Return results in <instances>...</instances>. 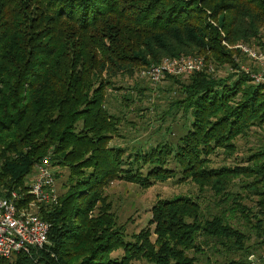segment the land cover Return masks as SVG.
Segmentation results:
<instances>
[{
    "label": "trees",
    "instance_id": "1",
    "mask_svg": "<svg viewBox=\"0 0 264 264\" xmlns=\"http://www.w3.org/2000/svg\"><path fill=\"white\" fill-rule=\"evenodd\" d=\"M263 30L264 0H0V194L29 203L44 157L67 170L57 203L39 207L47 243L0 264H264V84L242 72L250 60L232 47L258 43ZM183 55L214 70L164 77L180 89L178 139L129 152L113 144L121 119L109 91ZM252 136L259 142L237 156ZM219 153L234 165L215 162ZM175 177L194 184V197L158 198L126 239L106 189Z\"/></svg>",
    "mask_w": 264,
    "mask_h": 264
},
{
    "label": "rangeland",
    "instance_id": "2",
    "mask_svg": "<svg viewBox=\"0 0 264 264\" xmlns=\"http://www.w3.org/2000/svg\"><path fill=\"white\" fill-rule=\"evenodd\" d=\"M252 62H246L244 66H252ZM227 70L218 69L215 75L224 76ZM174 79L185 81L188 75L173 76ZM115 85L118 90L109 91L108 102H110V112L120 116L121 125L118 133L122 137H115L113 144L128 148L129 152L132 146L146 145L149 140L153 144L155 141L166 138L171 142H175L183 132L185 118L182 110L178 105L172 108L174 97L180 94V89L176 87V83L163 79L154 83L146 76L140 73L133 78H122ZM119 94H127L128 107L121 104V96ZM142 108L141 111H137ZM188 117V116H187ZM251 142V143H250ZM259 142L257 137H253L247 142L240 140L237 143L239 150L237 156H240L246 147L253 146ZM149 143V142H148ZM243 151V152H241ZM213 160L218 164L227 163L234 165L231 159L219 153ZM172 165V163H170ZM60 175L57 177L58 191L62 192L61 184L66 180L67 170L56 169ZM196 187L191 182H179L178 178L168 180L154 181L153 185L142 187L135 183H127L123 181H115L106 189V194L112 203L113 212L118 217L119 225H122L126 239L130 238L133 233L139 232L147 226L151 217L150 208L158 198H172L177 195L185 194L193 196L196 194ZM261 252L257 251L259 254ZM121 251H116L113 255L118 256ZM256 254L253 257L256 259ZM211 264H220L221 260L218 256H210ZM249 260L250 259L249 257ZM205 263V260L202 261ZM135 264H152L146 260L135 261Z\"/></svg>",
    "mask_w": 264,
    "mask_h": 264
},
{
    "label": "built area",
    "instance_id": "3",
    "mask_svg": "<svg viewBox=\"0 0 264 264\" xmlns=\"http://www.w3.org/2000/svg\"><path fill=\"white\" fill-rule=\"evenodd\" d=\"M246 56L252 66H241L242 72L254 83L264 84V30L258 43L248 45L238 43L232 46ZM214 70L199 56L183 55L164 58L141 71L151 82L157 83L166 76L190 75L194 72ZM54 169L49 157L41 159L35 166L28 193L32 197L24 203L19 191L0 194V258H10L18 252L30 253L34 248H42L48 241L50 224L39 215L43 204L57 203L58 187Z\"/></svg>",
    "mask_w": 264,
    "mask_h": 264
}]
</instances>
